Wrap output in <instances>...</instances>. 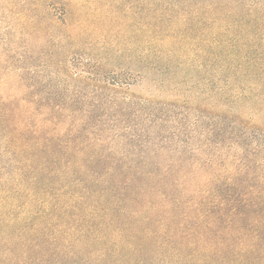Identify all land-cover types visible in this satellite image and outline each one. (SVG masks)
Instances as JSON below:
<instances>
[{"label":"trees","instance_id":"obj_1","mask_svg":"<svg viewBox=\"0 0 264 264\" xmlns=\"http://www.w3.org/2000/svg\"><path fill=\"white\" fill-rule=\"evenodd\" d=\"M45 1L19 0L16 3L15 0H0V3L5 2V9H10L8 11L13 14L11 17L15 22L30 29L24 32L23 27L14 25L16 27L10 33L17 36L18 29V33L30 36L39 32L47 22L46 32L49 27L54 28L50 13L41 23L33 10L34 6H41ZM99 1L111 4L110 0ZM196 1L142 0L144 51L140 58L141 78H148L150 73L157 71L162 73L165 69L177 75L185 74L189 69L221 80L223 88L220 95L226 101L263 103L264 14L260 16L254 10L241 9L239 0H234L229 6L220 0ZM85 2L79 0L77 5L71 4L63 10L61 22L64 26L68 27V18L72 19L78 10H86L85 14L102 10L99 5ZM115 12L118 15L117 9ZM113 15L111 11H105L104 16L111 18ZM79 23L82 25L85 21ZM72 31L64 35L65 39L81 43ZM106 51L109 53L110 49L106 47L104 53ZM191 52H194L192 57ZM104 53L99 56L100 61L85 64V75L80 76L87 75L86 79L93 83L106 82L104 84L115 89L116 95L121 94L117 92L129 82L126 79L119 81L116 77L103 79L100 69H103ZM196 80L204 83V79ZM113 99L96 106L101 107L104 114L112 115L120 109L117 99ZM44 100V95H34L33 100L0 97V164H8L13 169L8 174L10 180L3 181L0 173V211L4 213L3 221L9 218L7 227L20 226L14 240L21 246V251L15 253L18 257L11 252L9 257L1 256L0 264H49L50 254L62 244L71 247L72 239L83 245L95 243L102 247L98 256L101 257L99 262L104 264H111V259L124 264L127 258L139 257L143 251L155 256L151 261L146 257L137 259L143 264H157L161 260H167L165 264H251L259 255L264 258V192L257 186H253L251 195H247L248 191L242 194L243 215L247 221L244 235L247 239L238 243L239 231L234 228L236 215L231 223L225 219L227 207L224 206L218 180H211L209 176L203 184H197V178L202 180L208 172L216 173L218 159L210 166L200 163L194 166L188 159L171 168L160 169H89L87 165L76 169L68 159L84 156L81 149H75L78 148L75 147L78 143L76 133L80 132L77 122L69 120V115L61 119L59 115L63 114L64 107H51ZM211 101L214 102V98ZM131 103L132 108L135 104ZM150 109L155 111L156 108L152 106ZM173 109L166 107L165 112L170 113ZM175 109L179 110L178 107ZM120 114L123 112L117 115ZM215 118L222 126L231 123L233 131L256 130L255 126L239 117L221 114ZM197 122L194 120L193 124ZM215 125L220 127L218 123ZM260 131L263 133L259 136H262L264 131ZM185 141L188 143L189 139ZM65 160L67 165L60 167ZM15 182L19 183L18 192L22 187L33 199L28 205L26 218L12 214L13 194L17 189L12 184ZM164 189L170 194L164 196ZM50 193L55 194L62 204L69 202L64 207L69 219L71 213L68 208L74 210L78 202L80 214L73 212L78 222L77 233H73L72 228L51 231L50 223L55 218L53 212L55 208L60 211L59 207L62 209L63 205L52 210L50 204L55 198ZM66 197L69 201L65 200ZM108 197L110 202L106 207L104 202H108ZM90 198L94 201L88 200ZM134 224L141 225L140 239L131 229ZM148 224H153V227ZM110 235L115 240V249H112ZM6 242V239L0 241V245ZM68 256L63 250V257ZM52 264L65 263L57 261Z\"/></svg>","mask_w":264,"mask_h":264},{"label":"rangeland","instance_id":"obj_2","mask_svg":"<svg viewBox=\"0 0 264 264\" xmlns=\"http://www.w3.org/2000/svg\"><path fill=\"white\" fill-rule=\"evenodd\" d=\"M15 1L18 3L19 0ZM85 1L88 5H99L102 10L90 14H85L86 10H78L72 19L68 18V27L61 22L63 10L71 7V4L77 5L79 0H47L41 6H34L33 10L39 16L37 19L43 23L46 15L50 13L55 27H49L46 32V26H49L47 22L41 27L43 30L40 28L39 32H33L30 36L22 35L23 32L18 33L17 28V36L10 33L15 29L14 25L23 27L24 32L30 29L18 21L15 22L11 17L13 14L8 11L9 8L5 9V2L0 3V97L33 100L34 95H44L45 104L51 107L57 105L64 107V111L61 112L63 114L59 117L69 115V120L77 122L76 126L80 129V132L76 133L78 143L75 147L78 148L75 149H81L84 156L68 159L76 169L80 168V165H87L89 169L107 167L160 169L171 168L181 164L183 160L187 162L188 159L194 166L198 163L210 166L218 159L216 173L208 172L202 180L197 178V184H203L202 182L209 176L211 180H218L222 200L227 207L225 219L231 223L232 217L236 215L234 228L239 231L238 243L244 242L247 239L244 235L247 221L243 215L242 194L248 191L247 195H251L253 186L264 192V134L259 136V133H263L260 130L264 131V102L226 101L220 95L223 88L221 80L189 69L185 74L178 75L165 69L162 73L158 71L152 75L150 73L148 78L142 79L140 60L144 51L142 0H110L111 4L100 3L99 0ZM220 1L229 6L234 0ZM239 1L241 9L254 10L260 13V16L264 14V0ZM21 9L18 8L19 11ZM116 9L118 15L115 14ZM105 11H111L113 17H105ZM80 21H85V24L81 25ZM71 30L74 35H78L81 43L76 44L65 39L64 35L69 34ZM106 47L110 49L109 53L107 51L104 53ZM165 47L169 48L168 45ZM102 53L103 69H100V73L103 79L116 77L119 81L126 79L129 82L128 86L125 85L119 90L120 92L116 91L122 92L121 94L116 95L113 92L115 89L104 84L106 82L93 83L86 79L87 75L80 76L84 74L85 64L92 65L95 61H100L99 56ZM193 53L191 52V57ZM196 79H204V83H197ZM124 96L127 99L123 100ZM112 97L117 99L116 104L120 109L112 115H106L102 108L96 105L103 101H114ZM213 98L214 102L211 101ZM131 102L135 104L132 108ZM151 105L156 108L155 111H150ZM166 107L174 109L166 113ZM88 109L94 111L89 112ZM121 111L123 114L117 115ZM221 114L239 117L245 123L249 122L255 126L256 130L233 131L231 123L222 126L223 124L215 118ZM194 120L198 121V124H193ZM215 123L220 124L221 131ZM186 139H189L188 143ZM64 140L68 141L67 138ZM64 165H67L66 160L60 167ZM188 167L191 168L189 163ZM12 170V166L0 164L3 181L10 180L8 174ZM255 174L260 176L254 177ZM12 187L16 189L19 183L15 182ZM20 190L22 191L18 192V188L14 190L12 214L26 218L29 215L28 205L33 199L25 193L24 188L21 187ZM163 193L164 196L170 194L165 189ZM50 194L55 198V194ZM65 200L69 201L67 197ZM88 200L94 201L93 198ZM109 202H104L106 207H109ZM66 204L57 201V198L50 204L52 210L55 206L63 205L62 209L59 207L60 211L55 208L53 212L55 218L50 223L51 231L56 229L68 231L67 228H72L70 230L77 233L78 222L73 212L79 215L80 206L77 202L74 210L68 208L67 211L71 213L69 219L64 211ZM1 212L0 241L6 239L8 242L0 245V259L1 256H11V252L16 256L15 253L21 251V246L14 240L20 226L7 227L10 223L9 218L3 221L4 213ZM124 221L123 218L122 223ZM148 226L153 227V224ZM140 228V224L131 226L139 239ZM109 237L112 249H115V240L111 235ZM71 243V247L62 244L61 248L53 251L47 262L104 264L99 262L101 257L98 255L102 252L99 245L95 243L83 245L73 239ZM63 250L69 254L68 257H63ZM151 255L143 251L139 257L127 258L124 264H143L137 259L146 257L151 261V258L155 257ZM110 261L111 264H121L114 259ZM166 261H157V264H165ZM251 264H264V258L259 255Z\"/></svg>","mask_w":264,"mask_h":264}]
</instances>
